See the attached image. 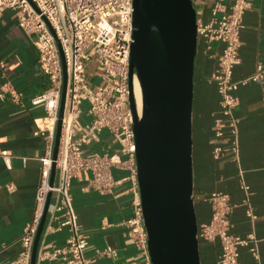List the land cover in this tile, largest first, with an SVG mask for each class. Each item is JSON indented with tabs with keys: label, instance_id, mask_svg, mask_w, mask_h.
Listing matches in <instances>:
<instances>
[{
	"label": "built area",
	"instance_id": "built-area-1",
	"mask_svg": "<svg viewBox=\"0 0 264 264\" xmlns=\"http://www.w3.org/2000/svg\"><path fill=\"white\" fill-rule=\"evenodd\" d=\"M133 0H0V15L6 8L14 11L20 27L33 34L40 71L47 75L50 86L32 98V103H42L44 113L39 118L36 133L43 137L44 150L40 159V179L34 196L30 219L19 236L20 250L13 260L0 264H30L35 235L50 192L51 210L38 240L36 260L56 259L60 264H92L85 253L87 235L77 221L70 191L72 179L79 172L89 171V186L99 193H112L122 178H116L113 168L127 170L132 193L131 215L125 220L128 235L143 259L138 264H151L147 245V231L142 213L137 178L136 145L133 131V112L129 103V52L132 41ZM252 0H214L207 22L197 21V38L201 37L205 48L213 42L223 43L217 55L210 79L219 95L218 109L213 113L212 131L221 137L227 130L232 138L229 144L232 159H238V119L233 113L238 103L235 93L239 84L248 81H264V65L258 63L250 75L239 80L232 78L233 66L239 61L240 29L244 11ZM97 63L102 71L101 83L93 84L86 67ZM63 64L66 83L63 114L55 158L52 157L55 127L63 85ZM3 66L4 63L0 62ZM136 74L133 73V78ZM8 91L12 101L22 102V92L10 86H0V98ZM85 111L89 116L86 128L77 132L75 122ZM141 112V111H140ZM137 110V115H140ZM107 130L118 143L116 151L88 153L85 146L100 140L102 130ZM225 152L219 144L212 148V156L218 158ZM5 164L10 167V155L1 150ZM25 157H23L24 160ZM55 171L50 183L51 166ZM243 188L249 193L248 185ZM207 199L211 214L207 222L197 229V236L207 240L218 239L220 252L216 264H238V248L251 238L229 232L228 195L211 192ZM246 214L253 221L256 217L248 204ZM67 228L64 243L45 241L46 236ZM41 235H43L41 239ZM41 241V242H39ZM257 257L256 247L250 248ZM101 254L116 257L117 249L109 245Z\"/></svg>",
	"mask_w": 264,
	"mask_h": 264
},
{
	"label": "crops",
	"instance_id": "crops-1",
	"mask_svg": "<svg viewBox=\"0 0 264 264\" xmlns=\"http://www.w3.org/2000/svg\"><path fill=\"white\" fill-rule=\"evenodd\" d=\"M197 21L207 22L214 0H192ZM240 29L239 61L233 66L232 78L239 80L253 73L256 65H264V0H252L242 17ZM33 34L25 32L11 8L0 15V86H10L22 92V102L16 103L6 91L0 98V151L10 155L8 167L0 155V258L13 260L20 250L19 236L30 219L36 187L40 179V159L43 154V137L36 133L43 115L42 103H32L36 95L46 91L50 82L38 66L37 49ZM223 43L215 41L209 49L201 37L197 38L193 72L192 105V197L198 227L209 220L211 204L207 199L213 191L228 195L229 232L248 237L246 245L238 248V264H264V81L239 84L235 93L238 103L233 113L238 119V159H232L229 150L231 134L225 131L215 137L212 131L213 113L219 106L215 83L210 79L217 55ZM93 83H101L100 66L91 62L86 67ZM85 111L75 122L76 131L82 132L88 123ZM219 144L225 152L218 158L212 148ZM118 143L102 130L100 140L85 146L88 153L116 151ZM23 157L24 160H23ZM116 178H122L112 193H99L88 182L90 173L83 170L72 179L70 191L77 221L87 235L85 253L92 264H138L142 255L128 235L125 220L131 215L132 193L130 181L123 178L126 169L113 168ZM248 185L249 193L243 188ZM256 215L252 221L246 214V200ZM51 205H48L45 221ZM44 221V225H45ZM43 225V226H44ZM68 235L67 228L53 231L45 241L62 244ZM43 235H41L42 239ZM41 242V241H39ZM115 247L117 256L100 253L105 246ZM256 247L257 257L251 247ZM200 264H216L220 252L218 239L198 237ZM36 264H60L56 259L45 258Z\"/></svg>",
	"mask_w": 264,
	"mask_h": 264
},
{
	"label": "water",
	"instance_id": "water-1",
	"mask_svg": "<svg viewBox=\"0 0 264 264\" xmlns=\"http://www.w3.org/2000/svg\"><path fill=\"white\" fill-rule=\"evenodd\" d=\"M197 15L192 0H133L129 52V103L133 112L137 178L151 264H200L192 197L193 72ZM141 88L137 115L132 85ZM66 74L55 127V158ZM55 166L52 163L50 183ZM44 206L30 257L36 251L49 205Z\"/></svg>",
	"mask_w": 264,
	"mask_h": 264
},
{
	"label": "bare ground",
	"instance_id": "bare-ground-1",
	"mask_svg": "<svg viewBox=\"0 0 264 264\" xmlns=\"http://www.w3.org/2000/svg\"><path fill=\"white\" fill-rule=\"evenodd\" d=\"M133 90H134V94L136 97V107L137 110L140 112L141 111V88H140V84L138 82V79L136 77V75L133 78Z\"/></svg>",
	"mask_w": 264,
	"mask_h": 264
},
{
	"label": "rangeland",
	"instance_id": "rangeland-1",
	"mask_svg": "<svg viewBox=\"0 0 264 264\" xmlns=\"http://www.w3.org/2000/svg\"><path fill=\"white\" fill-rule=\"evenodd\" d=\"M93 80H94L93 83H94V82L96 83V82L98 81V78H94Z\"/></svg>",
	"mask_w": 264,
	"mask_h": 264
}]
</instances>
